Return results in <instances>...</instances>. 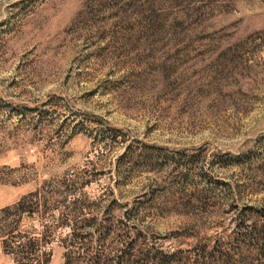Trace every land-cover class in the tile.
Wrapping results in <instances>:
<instances>
[{
	"label": "rangeland",
	"instance_id": "1",
	"mask_svg": "<svg viewBox=\"0 0 264 264\" xmlns=\"http://www.w3.org/2000/svg\"><path fill=\"white\" fill-rule=\"evenodd\" d=\"M66 254L264 264V0H0V264Z\"/></svg>",
	"mask_w": 264,
	"mask_h": 264
},
{
	"label": "trees",
	"instance_id": "2",
	"mask_svg": "<svg viewBox=\"0 0 264 264\" xmlns=\"http://www.w3.org/2000/svg\"><path fill=\"white\" fill-rule=\"evenodd\" d=\"M74 237H77V235H74ZM65 256H66V264H69V262L67 261V254Z\"/></svg>",
	"mask_w": 264,
	"mask_h": 264
}]
</instances>
